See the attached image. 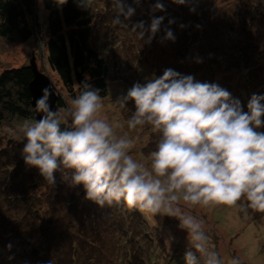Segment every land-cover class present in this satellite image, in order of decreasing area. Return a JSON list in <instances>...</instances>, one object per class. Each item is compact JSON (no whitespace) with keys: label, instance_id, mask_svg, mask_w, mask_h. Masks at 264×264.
<instances>
[{"label":"clouds","instance_id":"9594fccd","mask_svg":"<svg viewBox=\"0 0 264 264\" xmlns=\"http://www.w3.org/2000/svg\"><path fill=\"white\" fill-rule=\"evenodd\" d=\"M67 2L56 0L58 5ZM170 2L185 5L188 0ZM80 3L87 7V0ZM133 3L139 6L141 0ZM113 4V23L129 29L135 8L123 0ZM150 11L164 12L165 5L157 0ZM164 20L152 16L150 24L137 22L130 31L143 45H151L161 31L160 43H174L170 26L175 20L169 19L162 29ZM195 62L203 61L196 58ZM41 91L34 110L42 115L21 125L25 165L37 169L53 187L59 174L70 188H82L84 199L100 209L118 205L177 219L178 227L187 233L185 264L224 261L211 247L203 220L182 213L181 202L188 208L223 205L246 214L249 210L264 214V94H252L244 105L219 84L198 81L172 68L134 83L117 101L123 107L134 103L127 120L129 131L148 129L156 137L145 165L132 155L133 140L116 134L115 128L122 125L100 115L102 97L91 84L82 83L79 95L59 110L52 108L50 89ZM231 264L240 260L233 258Z\"/></svg>","mask_w":264,"mask_h":264},{"label":"trees","instance_id":"16d2710c","mask_svg":"<svg viewBox=\"0 0 264 264\" xmlns=\"http://www.w3.org/2000/svg\"><path fill=\"white\" fill-rule=\"evenodd\" d=\"M41 1L47 12L43 22L39 0H0V37L23 42L39 34L46 59L61 83L59 88L52 80L59 92L58 109L66 108L79 95L82 83L107 97L111 67L93 42L96 15L90 9L92 2L84 7L80 0H68L64 5L56 0ZM198 2L201 12L187 21L182 18L184 31L195 30L192 34L197 39L209 31L232 50L229 64L248 72L250 80L258 77L255 73L264 75V0H230L227 9V1ZM192 3H186L189 9L194 7ZM218 12L222 18L212 26L211 19ZM32 78L29 64L0 73V126L9 117L37 119L29 91ZM254 94H264V85H257ZM16 153L0 145V264H92L111 250L117 264H185L187 249L168 257L170 252L161 249L145 214H126L128 210L118 205L100 209L84 199L82 188H70L59 174L53 187Z\"/></svg>","mask_w":264,"mask_h":264},{"label":"rangeland","instance_id":"374dc122","mask_svg":"<svg viewBox=\"0 0 264 264\" xmlns=\"http://www.w3.org/2000/svg\"><path fill=\"white\" fill-rule=\"evenodd\" d=\"M87 1L89 5L92 2L90 9L96 15L93 42L102 54L108 57L111 67L110 94L102 97L103 108L100 115L113 125H122L115 128L116 134H127L133 140L132 155L145 165L149 164V156L154 150L156 137L148 129L129 131L127 120L134 110V103L130 101L126 107H123L117 101L118 98L126 95L127 90L134 83H142L145 77L153 74L159 76L164 69L172 68L183 74H191L195 79L198 76L201 82L219 84L233 97L243 99L244 105L247 103L245 99L248 100L254 94L255 87L264 85V75L255 73L258 77L252 76L250 80L248 72L229 64L227 58L232 50L225 48L226 45L222 44L223 39L213 37L209 31L202 39H197L192 34L195 30L191 33L188 28L189 33H187L179 27L182 18L187 21L193 18L196 12H201L200 2L197 4V0H193L192 3L194 12L189 11L187 4L175 5L170 0H160L165 5V11L155 13H152L150 9L157 0H141L139 6L135 5L133 0H123L126 5L136 10L129 22V29L113 23L116 15L113 0ZM223 1H227L226 9L229 8L230 0H215V3L220 4ZM39 2L40 20L43 22L47 12L42 6V1L39 0ZM187 3L190 4V0ZM228 12L231 14L230 11ZM152 16L165 17L162 29L168 25L169 19L175 20V23L170 26L176 36L174 43H160V37L163 36L161 31L151 45H143L137 35L130 31L131 26L137 22L143 21L146 26L150 24ZM221 18L222 14L218 12L216 17L211 19L212 26ZM209 35L212 39L208 37ZM198 41L200 42L197 45ZM189 52L192 54L189 55ZM34 57L38 67L61 88L58 76L52 71L46 59V48L39 34L23 42H12L0 37V73L8 67L27 65ZM196 58L202 59L203 62L196 63ZM25 120L28 119L9 117L0 126V145L12 151L15 150L16 156H22L24 142L21 125ZM7 162L4 161V163ZM178 207L182 213L191 214L203 220V226L211 237V247L219 253L224 264H231L233 258L239 259L240 264H264V214L253 213L251 210L246 214L223 205L188 208L181 202ZM133 211L136 210L130 213L135 214L136 212ZM127 212L129 211H126V214ZM146 216L149 219L150 230L157 235L155 238L160 243L161 249H164L165 253L170 252L167 254L168 257L172 253H181L184 250L182 248L187 249V233L178 227L177 219L167 216ZM124 218V216L121 217V219ZM127 218L130 219L129 216ZM110 252L107 257L104 255L101 259L96 258L92 264H117L114 252L112 250ZM107 258H111L110 261Z\"/></svg>","mask_w":264,"mask_h":264},{"label":"water","instance_id":"95a60500","mask_svg":"<svg viewBox=\"0 0 264 264\" xmlns=\"http://www.w3.org/2000/svg\"><path fill=\"white\" fill-rule=\"evenodd\" d=\"M29 66L32 68L33 71V78L30 81L29 84V91L32 97V104L34 106L35 104V99L39 98L40 95L42 94V89L45 87H48L52 93L51 98H50V103L52 105L53 110H58L59 106L57 104L58 99H59V94L54 87L53 81L49 75L44 73L39 67L36 62L35 57L31 59ZM36 113L37 119L40 118L42 115L41 113Z\"/></svg>","mask_w":264,"mask_h":264}]
</instances>
